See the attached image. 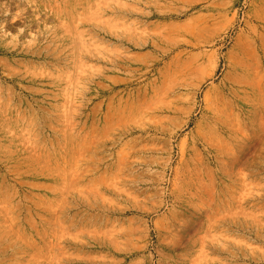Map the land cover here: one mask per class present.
Listing matches in <instances>:
<instances>
[{
    "label": "rangeland",
    "instance_id": "1",
    "mask_svg": "<svg viewBox=\"0 0 264 264\" xmlns=\"http://www.w3.org/2000/svg\"><path fill=\"white\" fill-rule=\"evenodd\" d=\"M0 264H264V0H0Z\"/></svg>",
    "mask_w": 264,
    "mask_h": 264
}]
</instances>
